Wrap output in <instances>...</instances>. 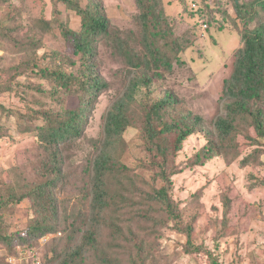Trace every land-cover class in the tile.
<instances>
[{"label":"rangeland","instance_id":"obj_1","mask_svg":"<svg viewBox=\"0 0 264 264\" xmlns=\"http://www.w3.org/2000/svg\"><path fill=\"white\" fill-rule=\"evenodd\" d=\"M73 1L85 7L89 0ZM95 1L103 6L114 30L134 29L141 16L137 0ZM140 1L147 2L151 15L158 17L162 26L168 25L165 31H172V34L164 31L165 37L157 45L160 51L171 58L173 45L178 43L180 52L168 73L159 71L162 79H152L147 87L138 83L131 90L133 80L142 79V68L136 66L137 59L150 57L143 41L146 38L132 41L120 34L115 40L118 46L99 41L93 55L83 63L80 56L73 53L71 43L60 34L63 27L75 33L81 31V20L75 11L59 0H0V24L8 17H16L25 28L36 23L48 24V28L41 29V34L34 35L38 43L41 42L37 57L58 52L66 58L60 60L61 72L78 78L71 82L76 92L72 97L64 93V88H57V96L63 101L56 104V97L52 99L48 92L39 94L35 90L34 86L41 83L40 88L51 91L53 85L47 80L33 78L30 72L17 80L9 75L10 68L20 60V46L6 42L0 46V235L8 236L35 218L54 230L45 239H40L42 244L32 242L25 250V257L19 248L5 252V245L0 243L3 261L0 264H25V258L35 252L39 259L46 255L51 264H56L53 258H64L72 248L68 235L71 226L76 229L79 221L88 220L93 207L88 188L85 192H78L70 183L69 188L61 189L59 185H64L63 178L59 183L54 175L43 174L35 137L33 133H22L20 125L24 128L27 125L42 126L38 114L57 117L58 110L64 113L77 109L82 98L89 100L85 106L89 113L87 123L72 152L77 154L88 150L94 154L97 142L104 139L102 128L106 115L117 99L125 98L121 96L130 92L131 100H124L123 106L127 115L139 122L128 128L115 143L119 146L114 154L117 164L130 169L145 184L143 194L165 188L181 219L177 221L166 215L164 227L152 228L156 221L143 216L144 211L154 206L142 204L139 210L133 207L131 214L137 216L133 220L130 216L126 226L134 236L127 235L120 247L116 244L107 250L109 257L114 254L111 264L116 261L122 264H264V141L259 139L250 145L249 138L256 136L252 128L241 126L233 134V143L241 147L244 154L234 161H226L221 155L205 159L199 152L217 135L211 124L195 127L194 133L181 142L178 150H175L177 131L169 130L173 124L183 121L188 113L205 122L224 114L223 81L232 72L238 50L243 46V25L235 15L231 0ZM255 22L248 24V28H254ZM22 35L19 33L18 37ZM5 40L11 41V38ZM20 44H24L23 40ZM128 61L136 67H131ZM49 62L47 59L42 65L39 61L38 68L51 69L57 60L54 58ZM93 73L108 87L98 92L90 104L92 95L79 89L84 85L85 77ZM4 85L11 90L1 92ZM167 94L174 96L175 104L184 113L174 112L171 108L163 112L166 127L159 135L167 141V155L163 161L157 148L150 146L142 134V119L144 110ZM34 101L40 102L41 106L33 104ZM22 116L27 118L20 119ZM201 128H204L203 132L199 131ZM250 152L253 162L242 165L241 161ZM159 165L169 178L159 177ZM249 177L261 182L252 191L247 189L251 184ZM49 181L53 188L47 185ZM121 182L118 174L110 186L117 189ZM40 186L45 191H53L49 192L53 196L46 202L36 199L33 194V190ZM226 194L232 201L228 213L222 202V196ZM21 196L26 198L17 202ZM74 240L78 244L79 235ZM109 243V239H104L102 244L108 248Z\"/></svg>","mask_w":264,"mask_h":264},{"label":"trees","instance_id":"obj_2","mask_svg":"<svg viewBox=\"0 0 264 264\" xmlns=\"http://www.w3.org/2000/svg\"><path fill=\"white\" fill-rule=\"evenodd\" d=\"M59 1L65 4L67 8L75 11L81 20V31L79 33L63 27L60 29V34L66 41L71 43L73 53L79 55L83 63L88 56H92L95 52L96 43L100 41L118 46V42L115 43V40L118 37L120 38L121 34L132 41L137 38H146L143 41L150 56L144 60L138 58L137 65L128 61L131 67L140 65L142 68V79L137 78V82L133 80L131 90L137 87L138 83L147 87L152 79H162L163 76L161 75L162 73H159L160 70L167 73L171 70L172 62L175 61L177 53L180 52L179 44L174 43V52L171 58L160 51L157 45L163 41L162 39L166 33L172 34V31H165L168 25L162 26L161 20L155 15H151L147 2L137 0V4L139 3L141 9V16L138 22L135 23L134 29L120 31L111 27L109 19L104 13L103 6L95 0H89L85 7H81L73 0ZM231 2L235 15L243 25L241 31L243 46L238 50L232 72L223 81L222 93L224 96L222 95V97L224 98L222 99L224 100L223 108L225 112L223 115L219 114L210 122H205L199 116L188 113L179 124H173L169 127V130L176 129L177 131L175 150H178L181 142L194 133L195 127H204L205 124H211L217 135L216 138L210 139L207 145L200 150L199 154L205 159L221 155L226 161H234L236 157L244 154V152L240 151L241 147L233 143V134L238 132V127L241 126L245 127V129L252 128L256 136L255 138H249L250 145L259 139L264 141V0H231ZM15 19L8 17L0 24V46H2L3 42L12 43V46H20V60L8 72L12 79L17 80L23 74L30 72L33 78L39 77V79L47 80L53 85L51 91H45L40 88L39 86H42L41 83L34 86L36 87L35 90L39 94L48 92L52 99L56 97V104H60L59 100L63 101L57 96V88H64V93L71 97L75 95L76 92L72 89L71 82L78 80V78L67 76L60 69V60L66 58L54 51L37 57L41 42L38 43L39 41L35 39L34 35L41 34V29L48 28V24L43 22L36 23L25 28L18 22L16 17ZM251 22H255L256 26L249 29L248 24ZM19 33L23 35L18 37ZM6 37L11 38V41H6ZM22 40L24 44L21 46ZM35 56L38 59L34 58ZM54 58L57 60L56 66L51 69H48V67L38 68L39 61L44 65L47 59L51 62ZM31 84L29 83V86ZM107 87L108 84L102 82L93 73V75L85 77V83L80 86L79 90L92 95L91 104L97 93ZM10 90L11 88L8 85H4L1 88V92ZM87 90L90 92H87ZM124 96L125 98L116 100L115 105L106 115L105 125L102 128L104 139L101 142H97L94 154L89 153L88 150L77 152V154L72 152V147L76 146V140L81 137L84 124L87 123V115L89 113H87L85 106L89 100L82 98L83 101H79L81 105L77 109L64 113H60L58 110L59 114H56L57 117H53L52 114H38L42 118V126L29 127L27 125L24 128L20 125L22 133H33L35 137L40 149L39 162L43 169V174L54 175L56 182L63 178L64 185L62 186L59 182L61 189L69 188L70 183L75 186L78 192H85L88 188L87 192L91 195V202L93 203L89 219L79 221V224L75 225L76 229L71 226L68 232L69 238L72 240V248L66 252L64 258L59 260L53 258V263L111 264L114 254L112 253L109 257L110 253L108 252L107 254V250H110L116 244H119L118 247H120L122 240L127 235L134 236L133 231L126 226V222H128V219L130 221V216L132 220L133 217L137 216L136 214H131L132 208L135 206L138 210L142 204L154 206L148 211H144L145 214L143 216L148 218L149 221H156L152 228L164 227L166 215L177 221L181 219L176 204L171 200L165 188H160V190H156L152 194H143L145 184L130 169L117 164L114 154L119 146H116L115 143L121 139V135L128 128L136 126L139 122L137 119H132L131 116H128L123 106L124 100H131V92L129 94L125 93L121 97ZM175 103L174 96L167 94L151 107H148V110H144L145 115L142 119V134L147 137L150 146L154 145L157 148V152L162 156L163 161L166 160L167 155V147L165 146L167 141L159 136L160 132L166 127L163 122V112L171 108L174 112L184 113ZM33 104L41 106L38 101H34ZM24 118L27 117H20V119ZM199 131L203 132L204 128ZM251 153L245 155L244 160L241 161L242 165L250 161L253 162L250 158ZM79 158L82 159L80 162L78 161ZM148 163L152 164V161ZM159 166L161 167V165ZM118 174L121 176L122 182L117 189H113L110 184ZM159 175L164 180L170 177H165L166 174L163 167L160 168ZM248 180L251 181V184L247 189L251 191L261 184L255 178L249 177ZM47 185L51 188L54 187L51 181ZM49 192L53 191L51 189L45 191L43 186L33 190L36 199H41V202H46L53 196ZM24 198L26 196H21L16 201L20 202ZM10 200H13V198L10 197ZM222 202L225 212L228 213L232 201L227 194L222 196ZM52 231H54L52 227L41 224L39 219L35 218L30 220L28 225L25 224L8 236L0 235V243L5 245V252L19 248L25 257V250L32 242L35 241L39 245L42 244L40 239H45L49 234L53 233ZM77 235H79L78 244L77 240H74ZM105 235H108V237H105ZM104 239L110 240L109 245H107L108 248L102 244ZM1 259L0 256V262H3ZM25 260V264H51L46 255L39 259L36 252L25 258ZM114 264H122V262L116 261Z\"/></svg>","mask_w":264,"mask_h":264}]
</instances>
